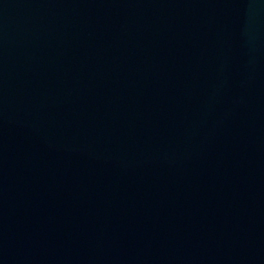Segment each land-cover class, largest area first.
<instances>
[{
  "label": "water",
  "instance_id": "95a60500",
  "mask_svg": "<svg viewBox=\"0 0 264 264\" xmlns=\"http://www.w3.org/2000/svg\"><path fill=\"white\" fill-rule=\"evenodd\" d=\"M0 264H264V0H0Z\"/></svg>",
  "mask_w": 264,
  "mask_h": 264
}]
</instances>
